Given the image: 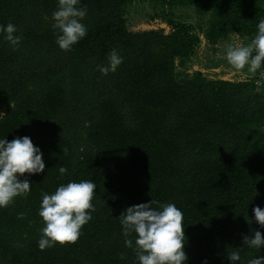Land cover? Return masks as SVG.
Instances as JSON below:
<instances>
[{"label": "trees", "instance_id": "obj_1", "mask_svg": "<svg viewBox=\"0 0 264 264\" xmlns=\"http://www.w3.org/2000/svg\"><path fill=\"white\" fill-rule=\"evenodd\" d=\"M131 1L81 0L87 34L61 50L57 0H0V25L22 37L13 50L0 32V139L29 136L45 162L25 174L30 191L0 207V264H139L136 234L127 247L119 216L152 199L182 211L186 264L264 255V246L243 244L264 235L252 212L264 208V76L211 80L196 71L181 81L177 61L199 42L192 26L131 32ZM178 2L212 12L211 45L233 33L252 38L264 19V0ZM112 49L123 61L101 74ZM70 180L95 182L91 219L75 242L41 250L42 194Z\"/></svg>", "mask_w": 264, "mask_h": 264}, {"label": "clouds", "instance_id": "obj_2", "mask_svg": "<svg viewBox=\"0 0 264 264\" xmlns=\"http://www.w3.org/2000/svg\"><path fill=\"white\" fill-rule=\"evenodd\" d=\"M79 5L81 0H57V8L52 12V27L59 33L56 44L61 50H71L87 34V27L82 23L86 9ZM256 28L257 32L249 44L238 47L229 45L227 48L226 57L234 69L242 70L248 65L249 70L254 72L264 64V19L258 22ZM0 32L13 50L19 46L22 37L17 34L14 24L0 25ZM122 61L123 57L112 49L107 65L98 66L99 71L104 75L115 72ZM44 169L43 153L29 136H17L11 141L0 139V207L7 206L16 196L30 191L26 173H41ZM66 172L64 166L59 168L60 174ZM95 188L93 180H70L59 185L54 192L42 194L38 215L44 227L37 241L39 249L78 239L80 229L91 219ZM252 212L257 224L264 228V208L257 205ZM119 217L127 247L133 246V240L127 237L130 233L136 234L134 250L139 264H186L188 257L184 250L183 213L175 204L152 199L127 207ZM243 244L261 249L264 235L256 230L253 235L243 237ZM227 257L230 264H236L241 259L238 251L229 252ZM202 264H207V260ZM248 264H264V255L252 257Z\"/></svg>", "mask_w": 264, "mask_h": 264}, {"label": "rangeland", "instance_id": "obj_3", "mask_svg": "<svg viewBox=\"0 0 264 264\" xmlns=\"http://www.w3.org/2000/svg\"><path fill=\"white\" fill-rule=\"evenodd\" d=\"M127 26L131 32H144L158 28L171 27L173 23H185L192 26L199 42L192 55L177 61V75L183 81L194 72L200 71L206 78L244 80L255 76H264V64L256 71H250L248 65L242 70H236L228 63L226 51L229 45L245 46L252 38H244L238 34H230L220 40L217 45H211L206 39V33L212 20V12L198 10L178 0H132L125 9ZM264 130V128H263Z\"/></svg>", "mask_w": 264, "mask_h": 264}]
</instances>
